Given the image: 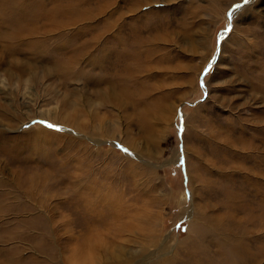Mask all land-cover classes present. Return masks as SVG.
<instances>
[{
  "label": "rangeland",
  "instance_id": "rangeland-1",
  "mask_svg": "<svg viewBox=\"0 0 264 264\" xmlns=\"http://www.w3.org/2000/svg\"><path fill=\"white\" fill-rule=\"evenodd\" d=\"M121 233L127 264H264V0H0V264Z\"/></svg>",
  "mask_w": 264,
  "mask_h": 264
},
{
  "label": "bare ground",
  "instance_id": "bare-ground-1",
  "mask_svg": "<svg viewBox=\"0 0 264 264\" xmlns=\"http://www.w3.org/2000/svg\"><path fill=\"white\" fill-rule=\"evenodd\" d=\"M3 2V1H2ZM11 2V1H10ZM5 3V2H4ZM3 4V3H2ZM12 3H10L11 5ZM15 4V3H14ZM9 5V4H8ZM16 5V4H15ZM46 131V130H45ZM99 197V196H98ZM115 200V198H114ZM113 200V201H114ZM93 201V200H92ZM102 202H100L102 205L101 208H103L104 211H106V218H104V220H99L97 221V223L100 225V226H104L106 227L107 229V232H111L113 229H116L117 231L119 232H122V231H126L128 232L129 234H132L134 232V230H137L140 228V229H143L142 225H141V219L140 218H136V215L141 213V215H143L141 218L143 219H146L147 218V213L144 212V211H130V209H128L127 205L123 202H110V204L106 201L105 203H103V200H101ZM100 208V207H99ZM104 208H107L109 211H107L106 209ZM93 209V208H92ZM98 210V209H97ZM125 215V217H133L135 219V221L132 220V222H125L126 225H122L120 223H122L123 221H121V216L122 215ZM145 216V217H144ZM131 220V219H130ZM147 220V219H146ZM149 221V220H148ZM147 221V222H148ZM96 223V225H97ZM137 223V228H134L135 225ZM108 225V226H107ZM96 227V226H95ZM94 227V228H95ZM150 228V227H149ZM104 230V229H103ZM105 231V230H104ZM143 231V230H141ZM115 232V231H114ZM151 232V231H150ZM90 233V232H89ZM137 233V232H136ZM149 229L145 230L144 234H143V237H146V238H143V240H145V242L142 244L143 245H146V247H144L142 250H141V253H144L148 246L150 245H153L154 244V237H150L149 236ZM103 234V233H102ZM114 234V233H113ZM116 234V233H115ZM145 234H148L147 236H144ZM135 236V235H133ZM88 237V236H87ZM95 237V236H94ZM107 237V235H106ZM132 237V236H131ZM124 238V239H123ZM136 238V236L134 237ZM120 240L124 241V244H121L120 246H118L115 242H107L106 244H109V243H114L115 246L113 247L114 250L116 251V254H115V257L114 259L112 260L113 263L115 264H127V263H130L131 262V259L132 258H136L138 257L139 255H141V253H138L136 252V248H133L136 244V239H133V238H129V237H125L123 236L122 237V233L120 234V237H119ZM97 241L99 242L100 241V237L99 239H88L86 240V244L87 246L92 249L94 246H95V243L94 241ZM117 240V239H116ZM105 241V240H104ZM103 241V242H104ZM166 241V240H165ZM101 242V241H100ZM120 244V242H118ZM141 244V243H140ZM99 246H101L100 244H98ZM104 245V244H103ZM111 245V244H110ZM117 245V246H116ZM142 245V246H143ZM76 246V245H75ZM112 246V245H111ZM133 246V247H132ZM78 247V246H77ZM104 247V246H102ZM110 247V246H109ZM162 247V244H159L158 245V250H160V248ZM86 248V247H85ZM100 248V247H99ZM87 250V249H86ZM102 251V250H101ZM105 251V250H104ZM113 251V250H112ZM156 251V252H157ZM78 251L75 250L74 253L71 255L72 256V259H71V263L72 264H94L96 263V258H97V255L96 253L93 251V250H88V252H84V251H81L80 253H77ZM154 252V253H156ZM106 253V252H105ZM153 253V254H154ZM150 254V253H149ZM155 255V254H154ZM104 256V255H103ZM102 257V256H101ZM100 257V258H101ZM99 258V260H100ZM105 258V257H104ZM110 258V257H109ZM148 258V257H147ZM144 258L145 260V264H167L164 263V262H161L159 261L157 258L155 257H152V258ZM112 259V258H111ZM137 259V258H136ZM162 259V258H161ZM133 260V259H132ZM148 260V261H147ZM98 261V260H97ZM137 261V260H136ZM139 261V260H138ZM105 262V261H104ZM133 262V261H132ZM137 264V263H136Z\"/></svg>",
  "mask_w": 264,
  "mask_h": 264
},
{
  "label": "snow or ice",
  "instance_id": "snow-or-ice-1",
  "mask_svg": "<svg viewBox=\"0 0 264 264\" xmlns=\"http://www.w3.org/2000/svg\"><path fill=\"white\" fill-rule=\"evenodd\" d=\"M245 4L248 3V0H244ZM234 8H239L240 5L239 4H236L233 6ZM229 15L231 16V13H229ZM228 29H225V32L227 31ZM209 67H211V65H209ZM208 71V68L205 69V72ZM41 123H45V122H41ZM49 127H54L53 125H48ZM123 151L127 152L128 150L125 148L123 149ZM181 164H183V157H181Z\"/></svg>",
  "mask_w": 264,
  "mask_h": 264
}]
</instances>
